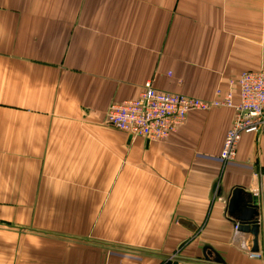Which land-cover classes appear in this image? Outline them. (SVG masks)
<instances>
[{"label": "crops", "instance_id": "crops-1", "mask_svg": "<svg viewBox=\"0 0 264 264\" xmlns=\"http://www.w3.org/2000/svg\"><path fill=\"white\" fill-rule=\"evenodd\" d=\"M246 70L264 0H0V264H264L227 211L252 196L264 250L263 135L223 163L231 108L164 140L105 122L148 80L211 100Z\"/></svg>", "mask_w": 264, "mask_h": 264}, {"label": "built area", "instance_id": "built-area-1", "mask_svg": "<svg viewBox=\"0 0 264 264\" xmlns=\"http://www.w3.org/2000/svg\"><path fill=\"white\" fill-rule=\"evenodd\" d=\"M237 88L234 99L232 87ZM211 100L165 92L155 88L150 80L144 83L137 97L111 104L105 112V122L112 128L127 133L131 138L164 140L176 132L192 111L231 108L234 118L226 131L220 159L223 163L234 160L237 145L243 134L264 136V70L242 71L229 81L226 90L216 88ZM237 231V224L234 225ZM261 234V233H260ZM263 235H259V243ZM251 258H263L264 250L247 251Z\"/></svg>", "mask_w": 264, "mask_h": 264}, {"label": "water", "instance_id": "water-1", "mask_svg": "<svg viewBox=\"0 0 264 264\" xmlns=\"http://www.w3.org/2000/svg\"><path fill=\"white\" fill-rule=\"evenodd\" d=\"M227 211L229 214H239L236 216L237 230L250 232L252 235L251 251L256 252L259 249L260 221L258 206L253 203L250 194L242 195V189L237 187L231 192L228 200ZM264 219V218H263Z\"/></svg>", "mask_w": 264, "mask_h": 264}, {"label": "rangeland", "instance_id": "rangeland-1", "mask_svg": "<svg viewBox=\"0 0 264 264\" xmlns=\"http://www.w3.org/2000/svg\"><path fill=\"white\" fill-rule=\"evenodd\" d=\"M28 227H23V228H27L28 229ZM52 238L55 239V240H58V241H62L64 243H67V242H70L71 240L76 239V238L71 237L70 235H67V236H58V237H52Z\"/></svg>", "mask_w": 264, "mask_h": 264}]
</instances>
